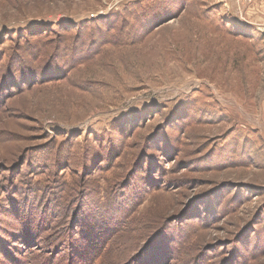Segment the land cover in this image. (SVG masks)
Listing matches in <instances>:
<instances>
[{"label": "rangeland", "instance_id": "obj_1", "mask_svg": "<svg viewBox=\"0 0 264 264\" xmlns=\"http://www.w3.org/2000/svg\"><path fill=\"white\" fill-rule=\"evenodd\" d=\"M0 264H264V0H0Z\"/></svg>", "mask_w": 264, "mask_h": 264}, {"label": "trees", "instance_id": "obj_2", "mask_svg": "<svg viewBox=\"0 0 264 264\" xmlns=\"http://www.w3.org/2000/svg\"><path fill=\"white\" fill-rule=\"evenodd\" d=\"M186 1H188V0H184V2H186ZM184 7H185V5H184ZM115 26H116V25L113 24L112 27L108 29V34H106V36H108V35L111 36L113 33H115V31H116V30L114 29Z\"/></svg>", "mask_w": 264, "mask_h": 264}]
</instances>
